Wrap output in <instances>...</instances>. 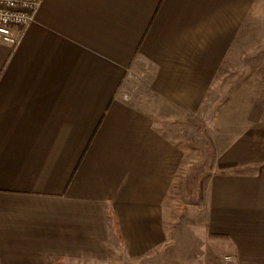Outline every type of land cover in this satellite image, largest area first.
Returning a JSON list of instances; mask_svg holds the SVG:
<instances>
[{
	"label": "crops",
	"instance_id": "crops-1",
	"mask_svg": "<svg viewBox=\"0 0 264 264\" xmlns=\"http://www.w3.org/2000/svg\"><path fill=\"white\" fill-rule=\"evenodd\" d=\"M0 264H264V0H40L0 42Z\"/></svg>",
	"mask_w": 264,
	"mask_h": 264
},
{
	"label": "built area",
	"instance_id": "built-area-1",
	"mask_svg": "<svg viewBox=\"0 0 264 264\" xmlns=\"http://www.w3.org/2000/svg\"><path fill=\"white\" fill-rule=\"evenodd\" d=\"M40 0H0V42L17 46L34 21Z\"/></svg>",
	"mask_w": 264,
	"mask_h": 264
},
{
	"label": "rangeland",
	"instance_id": "rangeland-1",
	"mask_svg": "<svg viewBox=\"0 0 264 264\" xmlns=\"http://www.w3.org/2000/svg\"><path fill=\"white\" fill-rule=\"evenodd\" d=\"M207 102H208V100H207Z\"/></svg>",
	"mask_w": 264,
	"mask_h": 264
}]
</instances>
